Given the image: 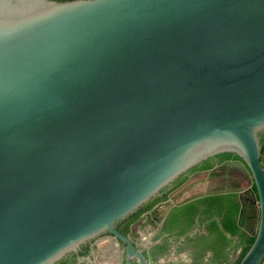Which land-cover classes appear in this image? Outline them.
<instances>
[{"label":"water","instance_id":"1","mask_svg":"<svg viewBox=\"0 0 264 264\" xmlns=\"http://www.w3.org/2000/svg\"><path fill=\"white\" fill-rule=\"evenodd\" d=\"M263 130L264 0H0V264H55L106 230L149 264L116 221L226 151L248 185L183 201L251 193L239 264H263Z\"/></svg>","mask_w":264,"mask_h":264},{"label":"flooded vegetation","instance_id":"2","mask_svg":"<svg viewBox=\"0 0 264 264\" xmlns=\"http://www.w3.org/2000/svg\"><path fill=\"white\" fill-rule=\"evenodd\" d=\"M261 132H264V130ZM236 158L238 157H226L222 160L217 158L214 165L210 168L191 167L179 175L170 184L165 186L164 189L162 188L160 193L156 195L157 197H154L155 199L163 197L164 194L167 193V198L157 201L155 206L152 208L150 207L147 209L148 204L145 206L143 205V208L139 207L138 212H142L141 217L139 221L133 223L130 230L125 232L120 230V228L124 230L126 228L123 221H120L122 218L116 221L115 226L122 234L129 236L135 246L143 251L144 255L149 260V264L192 263L195 261V257L199 254L201 256V264H228L232 248L230 243H228L225 247V250H227L225 255L227 259L225 258L222 263H216L213 260L214 250L212 248H207L202 251L198 245L199 242L197 243L196 239L193 238L195 236H211V238L213 236H218L219 233L212 232L208 225L211 222H214V220H218L219 222L220 216L216 214L207 216L204 212L199 210L191 211L187 209L185 212H181L178 208L179 206L192 200L183 201L187 195L193 194L202 187H207L215 191L223 190L229 187L235 189L246 187L248 185L246 184V176L237 170H228V166L223 164L229 159ZM238 192L242 201L252 199L248 198L249 195L253 197V195L247 191ZM256 207L257 212L259 213V208L257 205ZM246 209L244 211L243 208V213L240 210L239 220L242 215L246 214ZM187 218H189L188 221H186ZM258 220L259 219L257 217L256 224H258ZM185 228H187V230L185 232H181ZM226 234L229 235L228 233ZM112 236L116 235L108 230L103 231L96 235V237L85 241L81 245L79 253L69 252L63 258H70V264H86L87 259L80 262L79 256H91L93 262H90L89 264H139L136 257L130 258L129 261L126 259L125 242L114 241ZM209 240L211 241V239ZM93 244L98 246L97 252L93 250ZM122 251L123 257H121ZM74 254L77 255H75L76 261L73 262L72 258L74 257Z\"/></svg>","mask_w":264,"mask_h":264},{"label":"trees","instance_id":"3","mask_svg":"<svg viewBox=\"0 0 264 264\" xmlns=\"http://www.w3.org/2000/svg\"><path fill=\"white\" fill-rule=\"evenodd\" d=\"M260 139H261V145H262V151L263 154L261 156L262 163L264 165V132H260ZM236 156L240 159H243L240 155L234 153V152H220L213 156H210L206 159H204L202 162L195 165V168H210L214 165L216 162V159L219 158V160H222L226 157H232ZM246 178V184L249 183V180ZM164 189V188H163ZM253 189L255 190L257 196H258V190L257 186L254 183ZM155 197V196H154ZM150 198L147 202L142 204L140 207H144L147 205L148 208H152L155 206V203L161 199L167 198L168 194H164L163 197L158 198ZM157 197V196H156ZM250 200H244L240 199V194L238 191H230V192H224V193H216V194H208L204 195L195 199H192L185 204L179 206V211L185 212L187 209L193 211V210H199L201 212H204L207 216H210L212 214H216L220 216V220H214V222H211L208 227L212 232H218V236H195L193 238L196 239L198 245L200 246L201 250H205L207 248H212L214 250V256L213 260L217 262H223L225 258L227 259L225 247L230 243L232 245V248H237L235 251V256L228 260V264H239L247 250L250 248L252 243L255 239V234H253L254 230L257 227V207L254 203H252ZM150 202V203H149ZM144 205V206H143ZM244 208V211L246 209V214L241 216V219L239 220V212L241 208ZM139 208L135 209L134 211L130 212L128 215L123 217L120 221H123L124 225L126 226L125 230L120 228L122 232L130 230L132 228L133 223L136 221H139L141 217V211H139ZM206 216V217H207ZM208 218V217H207ZM189 218H187L186 221H188ZM240 221V222H239ZM187 224V223H186ZM256 226V227H255ZM187 228L183 229L181 232H185ZM228 233L229 235H227ZM211 239V241L209 240ZM209 240V242H208ZM239 249V250H238ZM77 254H74V257L72 258L73 262L76 261ZM200 254L195 257V261L192 263H186V264H201L200 262ZM264 262V258L262 260ZM71 259L70 258H63L57 261L55 264H70Z\"/></svg>","mask_w":264,"mask_h":264},{"label":"rangeland","instance_id":"4","mask_svg":"<svg viewBox=\"0 0 264 264\" xmlns=\"http://www.w3.org/2000/svg\"><path fill=\"white\" fill-rule=\"evenodd\" d=\"M185 249V248H184ZM237 250V248H231V252H230V256H229V258L231 259V258H233L234 256H235V251Z\"/></svg>","mask_w":264,"mask_h":264},{"label":"crops","instance_id":"5","mask_svg":"<svg viewBox=\"0 0 264 264\" xmlns=\"http://www.w3.org/2000/svg\"><path fill=\"white\" fill-rule=\"evenodd\" d=\"M264 264V263H263Z\"/></svg>","mask_w":264,"mask_h":264}]
</instances>
